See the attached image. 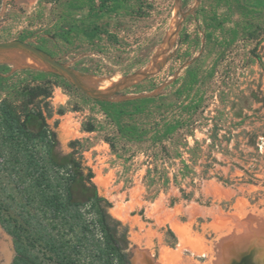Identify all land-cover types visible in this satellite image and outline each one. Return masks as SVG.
<instances>
[{
	"label": "rangeland",
	"instance_id": "374dc122",
	"mask_svg": "<svg viewBox=\"0 0 264 264\" xmlns=\"http://www.w3.org/2000/svg\"><path fill=\"white\" fill-rule=\"evenodd\" d=\"M117 2L122 6L111 9ZM108 6L100 0H0V42L23 40L44 49L94 90L153 71L103 100L126 102L124 122L148 128V136L158 123L184 120L164 144L172 152L185 140L195 147L187 177L174 182L178 157L168 158L161 143L127 140L104 103L28 52H0V102L21 104L19 89L52 85L51 95L36 104L56 133L53 156L92 167L99 194L113 202L111 214L128 225L132 264L139 255L163 264L164 252L172 264H264V8L249 0H109ZM96 26L102 33L92 35ZM175 30L157 69L153 57ZM147 96L152 101L143 111L127 102ZM27 123L33 130L43 126L34 111ZM150 161L167 166L169 183L164 175L147 183ZM87 173L73 188L77 199L92 194ZM9 181L0 172L6 203ZM3 216L18 215L12 209ZM15 256L14 237L0 220V264H12Z\"/></svg>",
	"mask_w": 264,
	"mask_h": 264
},
{
	"label": "trees",
	"instance_id": "16d2710c",
	"mask_svg": "<svg viewBox=\"0 0 264 264\" xmlns=\"http://www.w3.org/2000/svg\"><path fill=\"white\" fill-rule=\"evenodd\" d=\"M100 1L102 8H109V0ZM249 1L256 9L264 8V0ZM121 6L117 2L110 7L117 10ZM90 32L98 35L102 30L96 26ZM53 74L62 75L58 72ZM51 93L52 85H26L17 91V95L25 98L21 104L9 98L0 102V172L10 177L8 198L11 199L9 203L0 199V220L14 237L16 256L12 264H132L127 252L128 225L111 214L113 202L99 194L93 181L92 167H84L76 157L70 163H60L53 156L56 133L48 128L47 117L36 104L37 99H46ZM96 100L105 104L119 132L127 140L161 143L168 158H179L174 182L179 183V178L189 175L193 169L190 161L195 158V147L185 140L172 152L164 144L178 135L184 120L171 119L158 123L156 134L148 136V128L137 122H124L127 110L123 103L126 102ZM151 101L152 98L147 96L127 102H136L135 109L143 111ZM34 103L36 111L28 107ZM33 111L43 123L38 130L31 129L27 123ZM70 143L74 145L78 140ZM149 163H154L147 169L149 185L155 182L157 176L164 175L168 183L171 181L167 166H159L152 161ZM85 168L92 194L77 199L73 188ZM182 191L184 197H189L184 189ZM12 209L17 211V218L3 216L4 211Z\"/></svg>",
	"mask_w": 264,
	"mask_h": 264
},
{
	"label": "water",
	"instance_id": "95a60500",
	"mask_svg": "<svg viewBox=\"0 0 264 264\" xmlns=\"http://www.w3.org/2000/svg\"><path fill=\"white\" fill-rule=\"evenodd\" d=\"M180 27V24L177 25V30ZM177 30H175L172 35L168 38L165 46L157 50L153 57V64L157 69H160V58L165 55L168 50L171 48L172 41L174 35L176 34ZM5 50H23L31 54L34 58H36L39 62L49 66L52 70L64 75L68 78L71 82H73L80 90L84 93L90 95L93 98H108L112 96L117 91L123 89L129 82L134 80H140L146 77L153 75V71H137L127 75L126 77L122 78L118 81L113 88L107 91L102 90H94L88 86H86L79 78L78 74L72 70L69 66L62 63L58 59H56L53 55L49 52L45 51L44 49L31 44L29 42L23 40H12V41H4L0 42V52Z\"/></svg>",
	"mask_w": 264,
	"mask_h": 264
},
{
	"label": "bare ground",
	"instance_id": "6f19581e",
	"mask_svg": "<svg viewBox=\"0 0 264 264\" xmlns=\"http://www.w3.org/2000/svg\"><path fill=\"white\" fill-rule=\"evenodd\" d=\"M263 235V234H262ZM252 235L250 234V237H251ZM251 240H254V239H251ZM189 242V241H188ZM249 242H250V238H248V240H247V242L246 241H244V244L242 245V247H244V246H246L247 244H249ZM188 246V245H187ZM263 249H264V247H263ZM230 251H233V249L232 250H230ZM229 252H227V254H228ZM264 253V250H261V252H260V258L262 259V257H263V254ZM259 254V253H258ZM224 256H226V255H224ZM163 258H164V261H163V264H172L174 261H173V257H171L170 255H169V253H167V252H164L163 253ZM263 261V260H262ZM135 263L136 264H151V263H149V260L146 258V256H144V255H139L136 259H135ZM223 264V263H222Z\"/></svg>",
	"mask_w": 264,
	"mask_h": 264
}]
</instances>
